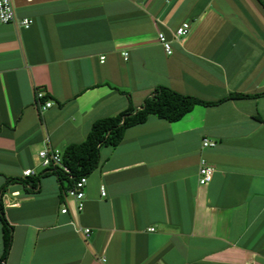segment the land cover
<instances>
[{
    "label": "crops",
    "instance_id": "crops-1",
    "mask_svg": "<svg viewBox=\"0 0 264 264\" xmlns=\"http://www.w3.org/2000/svg\"><path fill=\"white\" fill-rule=\"evenodd\" d=\"M13 4L16 20L0 24V190L27 169L44 172L39 151L84 141L96 120L140 108L160 86L208 102L250 96L128 128L118 146L101 149L80 213L62 212L67 183L56 174L35 190L10 184L1 202L13 240L3 259L0 218V264H264L261 1ZM184 22L191 29L178 38ZM203 158L215 169L208 185L199 182Z\"/></svg>",
    "mask_w": 264,
    "mask_h": 264
},
{
    "label": "trees",
    "instance_id": "trees-1",
    "mask_svg": "<svg viewBox=\"0 0 264 264\" xmlns=\"http://www.w3.org/2000/svg\"><path fill=\"white\" fill-rule=\"evenodd\" d=\"M261 3L264 6L262 0ZM257 94L256 96H258ZM249 94L233 93L229 96L215 102H208L194 96L181 94L171 88L160 86L156 88L153 95L146 98L143 105L136 109L129 106L126 110L105 118L96 120L86 139L79 143L69 144L63 150V164L69 169L64 170L59 166L46 168L38 175L29 176L26 179L10 178L1 187L0 190V218L2 222V232L4 240L3 259H6L13 240V226L8 221L4 207L2 205V196L7 187L12 183L23 182L28 190H35L41 177L48 174H56L61 182H66L64 188L67 190L82 176H89L101 164V149L104 146L116 147L125 137L128 128L146 122L150 116L154 115L169 122L178 121L198 104L212 105L223 102L230 98L248 97Z\"/></svg>",
    "mask_w": 264,
    "mask_h": 264
},
{
    "label": "built area",
    "instance_id": "built-area-1",
    "mask_svg": "<svg viewBox=\"0 0 264 264\" xmlns=\"http://www.w3.org/2000/svg\"><path fill=\"white\" fill-rule=\"evenodd\" d=\"M17 18L15 6L13 4V0H0V24H7L15 21ZM21 26L25 28H29L33 24V19L30 17H24L20 20ZM191 29V24L189 22H184L181 26H179L175 32L176 37H182L189 33ZM159 41L164 46L166 52L168 54H172V44L171 40L167 37V35L164 32L158 33ZM105 57H102L104 60ZM37 101L40 102L43 98H45V93L42 91H38L36 93ZM53 102L47 101L45 104L39 103V110L41 112L47 110L48 108L52 107ZM204 147H215L217 145L216 142L210 141L208 139L204 140L203 143ZM39 158L41 161V164L44 168H50L53 166H59L63 168L66 171H69V169L63 164V152L56 148H45L41 151H39ZM215 169L210 166L206 159H201V165L199 169V182L201 185H208L212 180L214 176ZM35 171L34 169H27L24 171V176H31L34 175ZM88 183V176H82L79 178L75 184L70 187L67 190L66 193V202L64 204V207L62 209L63 213H68L69 209L74 214L80 213L85 208V198H86V185ZM102 194L105 195V189L102 188ZM72 199L76 202L74 207L70 206V201L68 200ZM154 230V229H152ZM78 231L83 233L85 237H90L91 235V229L90 228H82L78 227Z\"/></svg>",
    "mask_w": 264,
    "mask_h": 264
},
{
    "label": "water",
    "instance_id": "water-1",
    "mask_svg": "<svg viewBox=\"0 0 264 264\" xmlns=\"http://www.w3.org/2000/svg\"><path fill=\"white\" fill-rule=\"evenodd\" d=\"M264 2V0H262Z\"/></svg>",
    "mask_w": 264,
    "mask_h": 264
}]
</instances>
